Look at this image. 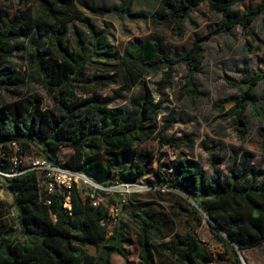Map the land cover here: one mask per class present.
<instances>
[{
    "label": "trees",
    "instance_id": "trees-1",
    "mask_svg": "<svg viewBox=\"0 0 264 264\" xmlns=\"http://www.w3.org/2000/svg\"><path fill=\"white\" fill-rule=\"evenodd\" d=\"M7 1L0 0V93L32 83L50 96L51 105L44 107L35 94L0 104V173H9L12 159L21 161L34 149L51 167L81 175L97 187H114L145 178L155 159L158 186L182 185L190 192L195 206L191 214L206 219L220 249L215 253L217 260L242 264L237 250L264 244V172L249 166V152L232 157L226 173L212 167L207 176L197 161L182 157L166 165L167 174L161 156L142 147L152 136L171 148L191 146L189 135L167 137L170 122L164 119L158 127L156 121L168 111L165 90L172 85V68L182 63L187 70L180 96H204L192 79L202 63L203 44L236 27L247 30L264 13V0L243 12L233 10L235 0H156L155 10L148 15L131 11L136 0H123L114 7L84 5L89 16L78 9L77 0H26L36 8L34 18L26 12L9 15L1 7ZM204 2L220 19L178 55L173 44L156 35L129 41L119 55L105 30L96 28L89 18L145 19L180 37L188 13ZM70 23L86 31L87 42L68 31ZM69 34L72 47L66 43ZM24 48L28 56L21 74L8 60ZM88 66L94 68L93 75H87ZM121 74L136 91L126 105L119 106L115 101L129 91L126 83L119 84ZM241 83L244 86H237V96L216 103H222L220 110L230 105L221 117H235L234 125L242 127L237 131L244 133L245 111L252 108L258 116L252 98L259 83L264 99V71L243 74ZM109 86L117 87L112 96L98 93ZM259 135L264 139V128ZM64 148L71 152L61 161L58 155ZM38 172L31 167L5 177L6 183L0 181V190L12 199V206L0 201V264H112L114 254L127 264L125 249L131 239L126 224L119 220L108 230L112 221L108 207L93 205V197L83 199L74 182L69 189L53 183V190L46 193ZM120 211L136 226L143 264H153L154 257L162 256L174 258L176 264H209L207 250L192 232V218L186 221L185 234L174 233L171 240L158 242L165 220L151 219L124 204Z\"/></svg>",
    "mask_w": 264,
    "mask_h": 264
},
{
    "label": "rangeland",
    "instance_id": "rangeland-1",
    "mask_svg": "<svg viewBox=\"0 0 264 264\" xmlns=\"http://www.w3.org/2000/svg\"><path fill=\"white\" fill-rule=\"evenodd\" d=\"M122 1L77 0V7L84 15L89 16L84 5L114 7ZM258 2L259 0H235L232 8L235 11L243 12L247 7L255 6ZM156 6V0H136L131 11L148 15L155 10ZM1 7L9 15L26 12L34 18L37 14L35 6L31 2L26 3V0H9L1 4ZM89 18L96 28L105 30L109 43L119 55L129 41H141L149 35L159 36L166 42L173 44L174 55H178L186 52L197 36L206 34L210 25L219 21L220 15L210 12L207 2L201 3L191 10L183 21V32L180 37L174 36L164 26L153 27L145 19H119L113 15L103 18ZM68 31L74 32L86 42L88 41L86 31L77 24L70 23ZM66 43L70 47L73 46L70 34L66 38ZM202 47V63L198 71L192 74V79L198 91L203 92L204 96L193 99L180 96L179 90L186 82L187 70L182 63H179L172 68L171 88L165 90L170 101V104H166L168 111L156 120L158 127H161V122L164 119L170 122L165 131L167 137L189 135L193 141L191 146L171 148L167 145H160L158 139L152 136L151 139L142 144V147L155 156H161L160 163H163V171L167 174L169 170L165 168L166 165L174 163L179 157L197 161L207 176L211 175L212 167L219 169L224 174L231 164V158L239 157L243 151L251 154L249 166L264 172V139L259 135L260 128H264L262 83L257 84L252 98L258 116L253 113L252 108L245 111L243 115L246 119L247 130L244 133L237 131L242 127L234 125L235 117H221L230 108V105H225L223 110H220V107L223 106L222 103H216L239 94L237 86H244L241 83L243 74L250 76L257 69L264 71V13L260 14L247 30L236 27L228 33L217 34L205 42ZM27 56L28 50L24 48L15 57L10 58L8 62L16 71L24 74ZM94 73V68L88 66L87 75ZM156 79H159V76L151 78L150 84ZM122 83H126L123 74L119 80V84ZM128 87L129 91L123 93L115 101L116 105H126L127 100L135 93V87ZM116 88V86H109L98 93L112 96ZM31 94L37 95L44 107H50V96L32 83H27L19 90H12L6 94L0 93V104ZM70 152L69 149H62L58 159L62 161ZM40 160L34 149L21 161L12 159L9 173L0 174V181L6 183L5 177L27 170ZM38 170V174L41 175L40 186L44 190L50 183L51 176L44 169ZM155 172L156 160L154 159L148 166V175L133 185L95 187L77 177H72L70 183L71 181L75 183L83 199L93 197L94 201H100V203L108 206L120 203L114 218L116 222L120 220L126 224L128 236L131 239L130 246L125 249L127 264H143V262L140 256L138 238L135 234L136 226L120 211L121 204L126 205L131 210L142 212L151 219L165 220L161 225L158 242L171 240L174 233L185 234L189 230L186 221L192 218V232L202 247L207 250L209 264H228L215 258V253H219L220 249L206 225V219L203 215L191 214L194 205L188 197L190 192L186 191L182 185L158 186ZM261 179H264V176ZM66 183H68L67 180ZM59 188L62 189L63 186L60 185ZM91 194L93 196H90ZM0 201L12 206L10 195L3 190H0ZM10 212L14 213L11 207ZM111 227L112 225L110 229ZM89 252L94 254L93 249H89ZM241 255L245 264H264V244L251 250L242 251ZM111 263L126 264L117 254L111 257ZM153 264H176V261L169 256L154 257Z\"/></svg>",
    "mask_w": 264,
    "mask_h": 264
},
{
    "label": "built area",
    "instance_id": "built-area-1",
    "mask_svg": "<svg viewBox=\"0 0 264 264\" xmlns=\"http://www.w3.org/2000/svg\"><path fill=\"white\" fill-rule=\"evenodd\" d=\"M32 168L44 169L48 174H50V176H51L50 183L44 189V191L46 193H50L53 190V183H56V185L58 187H60V185H61V186H63V188L69 189L70 184H71L70 180H71L72 177H75L73 175L74 173L62 170V169H60L58 167H51L47 163H45V162H43L41 160L40 161H36L35 165ZM24 171H26V170H24ZM21 172H23V171L16 172L14 174H19ZM0 174H2V173H0ZM3 175H5V174H3ZM66 180H67L68 183H66ZM98 203H100V201L99 202L95 201V202H93V205H97ZM45 204H49V201L45 200ZM102 204H104V203H102ZM118 204H120V203L111 204L109 206L104 204L109 209L110 218L112 219L111 225L116 222L114 216L116 215V212L119 209ZM51 218L53 219V221H55V216L54 215H51ZM108 230H110V227H108Z\"/></svg>",
    "mask_w": 264,
    "mask_h": 264
},
{
    "label": "water",
    "instance_id": "water-1",
    "mask_svg": "<svg viewBox=\"0 0 264 264\" xmlns=\"http://www.w3.org/2000/svg\"><path fill=\"white\" fill-rule=\"evenodd\" d=\"M75 177H77V178H79V179H82L84 182H86V183H90L86 178H84L83 176H81V175H78V174H73ZM90 184H92V183H90ZM93 185V184H92ZM95 186V185H94ZM95 187H97V186H95ZM195 207V206H194ZM237 253H238V256H239V259H240V261L242 262V264H245V262H244V259L242 258V255H241V252L239 251V250H237Z\"/></svg>",
    "mask_w": 264,
    "mask_h": 264
}]
</instances>
